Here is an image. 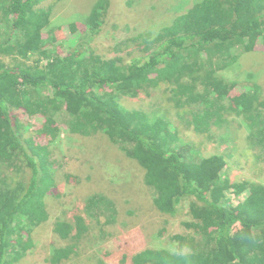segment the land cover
<instances>
[{
  "label": "trees",
  "instance_id": "1",
  "mask_svg": "<svg viewBox=\"0 0 264 264\" xmlns=\"http://www.w3.org/2000/svg\"><path fill=\"white\" fill-rule=\"evenodd\" d=\"M43 1L0 0V264L27 257L36 247L33 231L49 219L44 196L55 191V177L47 157L62 127L107 135L144 170L157 211L187 217L186 231L170 236L172 250L142 248L131 264H264V184L232 181L225 173L232 154L219 150L234 139L233 116L248 130L247 167L264 162L261 86L242 89L222 73L264 49V0L195 1L171 23L117 42L118 53L133 44L144 51L130 62L120 54L103 58L91 46L111 0H96L83 23L70 22L65 40L61 26L46 30L61 0L47 8ZM142 94L151 96L149 112L122 103ZM19 112L41 125L29 129ZM24 130L30 135L23 137ZM206 141L217 144L215 151L203 152ZM84 202L72 218L53 223L64 244L52 247L50 264L98 257L94 225L104 238L116 209L101 193ZM83 240L91 254L80 259Z\"/></svg>",
  "mask_w": 264,
  "mask_h": 264
},
{
  "label": "rangeland",
  "instance_id": "2",
  "mask_svg": "<svg viewBox=\"0 0 264 264\" xmlns=\"http://www.w3.org/2000/svg\"><path fill=\"white\" fill-rule=\"evenodd\" d=\"M95 1H59L52 9L50 24L46 30L54 31L61 26L64 40L67 39L70 33L67 25L72 21L83 23ZM195 1L198 0H111L101 30L94 36L91 46L103 58L120 54L125 62H130L144 51L139 49V45L133 44L118 53L113 49L117 42L171 23L177 13L184 11ZM50 3L51 0H44L39 6L47 8ZM63 47L69 48V45L64 43ZM222 73L228 80L242 83V89L247 90L251 83H258L264 95V49L239 57L233 67ZM234 92H238L237 89L231 94L234 95ZM155 94L156 91H153L151 95ZM124 97L126 99L122 103L127 107H138L147 112L151 110V106L145 108L151 96L145 97L142 94L140 98ZM17 116L20 121L27 122L29 129H34L42 122L36 117L22 119L20 112ZM228 118L233 122L229 129H234L232 135L234 139L223 141L225 143H221L219 147V150L232 154L225 173L232 181L249 180L264 184V162L258 163L255 167H247V158L243 155L247 148L246 126L241 119L233 116ZM22 135L26 137L30 133L24 130ZM57 139L55 145L53 143L50 146L53 153L47 157L53 163L50 168L55 177V191H49L44 196L49 219L35 228L32 236L36 247L18 264H50L46 260L52 252V247L64 244L52 232L53 223L59 217L69 219L76 211H82L86 197L95 193L104 194L113 200L117 221L104 227L108 232L105 233V237L102 236L104 238L98 237L100 234H96L98 228L94 225L93 238L99 239L94 244L98 257H91L93 260L91 264L102 261L105 264H131L130 256L142 248L171 250L174 248L176 241L171 240L170 236L186 231L181 221L187 217L183 214L169 216L157 211L152 204L150 191L143 182L144 170L135 160L127 158L110 142L107 135L101 132L83 136L62 127ZM205 145L207 148H203V152L209 153L215 151L213 147L217 144L206 141ZM36 164L40 165V162ZM64 173L69 174L71 178L66 177ZM244 195L245 193L240 195V199ZM184 205L188 207V201H185ZM86 221L90 223L93 220L86 217ZM163 229L165 233L161 234ZM85 244L91 246V243L85 240L82 241V245H78L81 247L80 259H85L86 254H91L90 246ZM104 249L108 252L106 253Z\"/></svg>",
  "mask_w": 264,
  "mask_h": 264
}]
</instances>
